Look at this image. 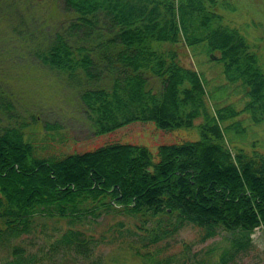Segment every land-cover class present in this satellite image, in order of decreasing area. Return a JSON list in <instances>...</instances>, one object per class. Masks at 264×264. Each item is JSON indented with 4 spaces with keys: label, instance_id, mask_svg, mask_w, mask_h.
Segmentation results:
<instances>
[{
    "label": "trees",
    "instance_id": "trees-1",
    "mask_svg": "<svg viewBox=\"0 0 264 264\" xmlns=\"http://www.w3.org/2000/svg\"><path fill=\"white\" fill-rule=\"evenodd\" d=\"M28 2L44 18L28 25L25 41L75 91L94 134L134 121L165 130L202 122L199 139L160 145L156 161L146 146L121 142L40 157L24 137L26 124L3 122L11 104L7 91L0 94V264H106L91 256L109 233H120L121 217L134 221L130 233L142 247L191 223L205 238L230 234L220 264L247 250L254 230L264 231V152L232 153L224 131L238 121L221 122L247 112L264 126V69L257 44L214 10H236L230 0ZM3 20L16 36L10 18ZM179 41L203 44L226 82L247 87L241 109L209 110L202 73L183 66L175 49H159ZM102 223L106 230L95 237ZM40 238L49 241L48 254L38 247ZM143 264L157 263L148 257Z\"/></svg>",
    "mask_w": 264,
    "mask_h": 264
},
{
    "label": "rangeland",
    "instance_id": "rangeland-1",
    "mask_svg": "<svg viewBox=\"0 0 264 264\" xmlns=\"http://www.w3.org/2000/svg\"><path fill=\"white\" fill-rule=\"evenodd\" d=\"M28 1L34 2L0 0V94L3 96L7 91L9 97L4 98L11 104L10 109L3 111L6 113L3 122L8 118L10 122L26 124L23 127L24 137L34 145L37 156L60 157L68 153L94 150L108 143L121 142L146 146L156 161L160 145L200 138L198 126L202 122L201 117L196 118L193 126L189 128L165 130L158 128L153 121H134L108 133L94 134L91 121L82 112L75 91L63 86L53 72L42 66L25 41L29 34L28 25L37 24V21L44 18V11L39 8V11H35L37 7L29 5ZM230 2L236 10L228 11L227 8L218 6L214 10L222 14L224 22L238 28L249 41L257 44L260 63L264 69V0ZM33 12L35 15L31 18ZM6 16L10 18L14 32L21 33L14 36L10 32L9 26L3 20ZM159 49H175L183 66L202 73L209 110L213 111L226 104L241 109L248 100L245 95L247 87L238 82H226L221 65L216 62V58L205 52L203 44L191 47L183 41L176 44L163 42ZM212 54L219 56L218 51ZM235 121H238L236 126L224 131V142L231 152L234 153L236 149H243L248 154L253 150L264 152V126L252 122L247 112L221 122V126ZM121 219L125 226L120 233H107V240L99 244L91 258L100 256L106 264H143L148 257H153L157 264H220V254L230 245L229 233L219 232L213 237L205 238L202 228L185 223L165 240L142 247L138 238L130 233L136 230L134 221L127 217ZM105 228L106 225L102 223L92 234L99 237ZM46 232L49 235L53 233L50 227ZM251 239V246L240 251L227 264H264V231L260 227L256 228ZM48 245V240L38 239V247H44L45 254H48ZM135 252L146 253V256ZM4 256L5 253L0 251V262Z\"/></svg>",
    "mask_w": 264,
    "mask_h": 264
}]
</instances>
